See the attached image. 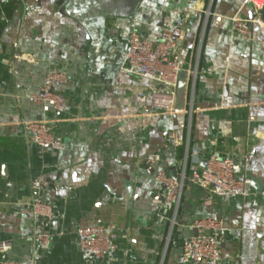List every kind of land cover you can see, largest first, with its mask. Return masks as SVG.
<instances>
[{"label":"crops","instance_id":"0c3cea01","mask_svg":"<svg viewBox=\"0 0 264 264\" xmlns=\"http://www.w3.org/2000/svg\"><path fill=\"white\" fill-rule=\"evenodd\" d=\"M208 2L0 0V238L14 244L0 264H191L183 242L208 217L227 228L218 264H264V30L253 26L250 41L235 34V15L254 17L247 0H214L207 21ZM186 14L177 95L185 107L196 76L191 147L202 162L239 157L242 176L262 189L220 198L192 186L173 228L155 175L181 172L188 118L158 112L152 96L162 87L123 64L132 32L156 41L158 20L171 29ZM54 68L68 78L56 89L68 103L62 114L28 100ZM34 121L51 123L60 151L30 141L25 125ZM39 200L48 216L35 214ZM100 224L117 229L119 249L96 259L81 251L77 231Z\"/></svg>","mask_w":264,"mask_h":264},{"label":"built area","instance_id":"2783aa9c","mask_svg":"<svg viewBox=\"0 0 264 264\" xmlns=\"http://www.w3.org/2000/svg\"><path fill=\"white\" fill-rule=\"evenodd\" d=\"M200 2L202 0H193ZM254 8L253 19H243L238 14L232 18L233 30L244 40L253 39V26L264 30L262 10L264 0H247ZM209 9L205 11L206 20L210 17L214 0H209ZM191 15L186 14L178 19L171 29L163 28V21L156 22V29L160 30L158 40L145 38L138 32H132L129 48L124 58L123 68L126 72L149 79L162 87L153 92L154 108L164 116L176 117L184 114L188 118V143L185 150L183 167L177 176H171L164 171L155 175V181L164 188V198L173 208L172 226L177 224L181 208L185 201V192L192 186H199L210 196L220 198L240 196L246 198L251 191L252 180L236 171L239 162L237 156H220L212 154L206 159V167H201V150L191 147L193 119L195 115L194 89L196 76L193 77L192 91L185 107L178 106L177 88L182 75V55L180 43L186 37V28ZM207 21L203 34L207 26ZM18 61H33L32 57L15 56ZM67 76L54 68L46 76L44 85L31 95L30 103L42 106L45 110H52L57 114L64 113L68 108L67 100L57 92V87L67 84ZM30 141L42 151H60L62 144L53 133V126L49 121H34L25 125ZM176 141L175 131L168 135ZM158 156L148 160L150 165L157 163ZM246 161V157H243ZM40 185H35L38 188ZM211 197L209 198L210 203ZM36 215L48 216L50 207L42 201L34 204ZM193 228L198 231L197 236L184 240L182 245V262L191 264H218L223 259L222 236L227 231L223 220L212 217L196 220ZM81 251L96 259H103L119 249L118 232L114 226L100 224L77 231ZM39 243L46 244L49 236L39 234L35 238ZM13 242L0 238V256L13 249Z\"/></svg>","mask_w":264,"mask_h":264},{"label":"water","instance_id":"95a60500","mask_svg":"<svg viewBox=\"0 0 264 264\" xmlns=\"http://www.w3.org/2000/svg\"><path fill=\"white\" fill-rule=\"evenodd\" d=\"M261 16H262V20H263V22H264V9L262 10ZM206 164H207V162H206V160H204V161L202 162V164H201V167H202V168H205V167H206ZM236 171H237L238 173H242V172H243V164H240L239 162H237V164H236ZM251 186H252L253 188L257 189L258 191L262 189V184H261L260 180L255 179V178L252 179V184H251ZM189 195H190V191L187 190V191L185 192V199H187V198L189 197ZM183 206H185V204H183ZM197 234H198V231H197L196 229H194V236L196 237ZM11 254H12V251H9V252L6 253V256L11 255Z\"/></svg>","mask_w":264,"mask_h":264}]
</instances>
